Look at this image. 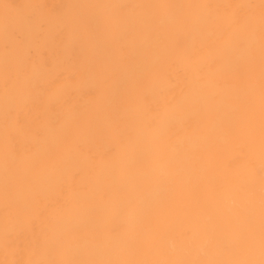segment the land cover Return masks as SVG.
Instances as JSON below:
<instances>
[{
  "label": "bare ground",
  "instance_id": "bare-ground-1",
  "mask_svg": "<svg viewBox=\"0 0 264 264\" xmlns=\"http://www.w3.org/2000/svg\"><path fill=\"white\" fill-rule=\"evenodd\" d=\"M0 264H264V0H0Z\"/></svg>",
  "mask_w": 264,
  "mask_h": 264
}]
</instances>
